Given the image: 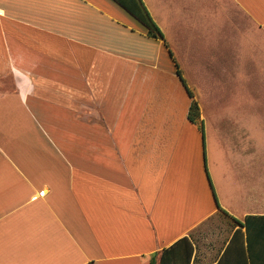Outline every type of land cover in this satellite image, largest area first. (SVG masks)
I'll list each match as a JSON object with an SVG mask.
<instances>
[{
    "label": "crops",
    "instance_id": "obj_1",
    "mask_svg": "<svg viewBox=\"0 0 264 264\" xmlns=\"http://www.w3.org/2000/svg\"><path fill=\"white\" fill-rule=\"evenodd\" d=\"M143 1L0 0V264H264V0Z\"/></svg>",
    "mask_w": 264,
    "mask_h": 264
},
{
    "label": "trees",
    "instance_id": "obj_2",
    "mask_svg": "<svg viewBox=\"0 0 264 264\" xmlns=\"http://www.w3.org/2000/svg\"><path fill=\"white\" fill-rule=\"evenodd\" d=\"M122 7H124L127 11H129L133 16H135L138 20H140L147 28V34L151 37L155 38H164L163 32L153 19L152 15L148 11L146 5L143 0H115ZM168 47V44L166 43ZM170 51L171 56L173 54ZM176 62V61H175ZM177 72L179 76L182 78L184 85L192 98L188 117L189 120L195 124H198L203 128V120L200 104L197 99H195V95L193 91L187 86L186 81L182 77V73L179 69V65L176 63ZM251 216L246 218V225L249 224V219ZM264 219V217H260ZM248 226V225H247ZM193 244L189 238H183L179 240L176 244L171 246L170 248L165 249L161 255V264H182L183 261L187 260L188 264L193 255ZM151 264H156L155 255L151 259Z\"/></svg>",
    "mask_w": 264,
    "mask_h": 264
},
{
    "label": "rangeland",
    "instance_id": "obj_3",
    "mask_svg": "<svg viewBox=\"0 0 264 264\" xmlns=\"http://www.w3.org/2000/svg\"><path fill=\"white\" fill-rule=\"evenodd\" d=\"M230 86H232V85H230ZM252 86V84H249V83H247V81H244V83H243V88H249V87H251ZM233 87V86H232ZM260 88L263 90L264 89V83H261V85H260ZM262 99H264V95H262ZM204 109H205V106H204ZM207 112V111H206ZM204 114H206V113H204Z\"/></svg>",
    "mask_w": 264,
    "mask_h": 264
},
{
    "label": "built area",
    "instance_id": "obj_4",
    "mask_svg": "<svg viewBox=\"0 0 264 264\" xmlns=\"http://www.w3.org/2000/svg\"><path fill=\"white\" fill-rule=\"evenodd\" d=\"M45 194V191L40 192V196H43Z\"/></svg>",
    "mask_w": 264,
    "mask_h": 264
}]
</instances>
